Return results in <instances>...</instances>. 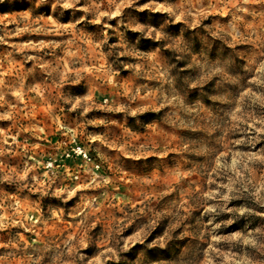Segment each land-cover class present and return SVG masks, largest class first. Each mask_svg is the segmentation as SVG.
<instances>
[{
  "label": "rangeland",
  "instance_id": "374dc122",
  "mask_svg": "<svg viewBox=\"0 0 264 264\" xmlns=\"http://www.w3.org/2000/svg\"><path fill=\"white\" fill-rule=\"evenodd\" d=\"M0 264H264V0H0Z\"/></svg>",
  "mask_w": 264,
  "mask_h": 264
}]
</instances>
